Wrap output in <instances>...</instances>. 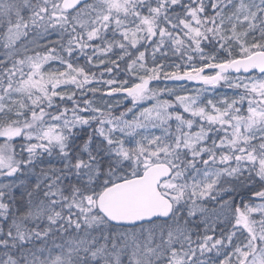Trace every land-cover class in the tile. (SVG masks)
<instances>
[{
    "label": "snow or ice",
    "instance_id": "snow-or-ice-1",
    "mask_svg": "<svg viewBox=\"0 0 264 264\" xmlns=\"http://www.w3.org/2000/svg\"><path fill=\"white\" fill-rule=\"evenodd\" d=\"M0 264H264V0H0Z\"/></svg>",
    "mask_w": 264,
    "mask_h": 264
}]
</instances>
